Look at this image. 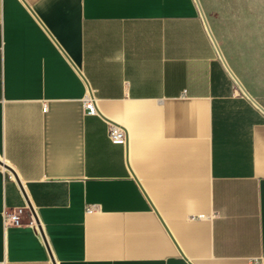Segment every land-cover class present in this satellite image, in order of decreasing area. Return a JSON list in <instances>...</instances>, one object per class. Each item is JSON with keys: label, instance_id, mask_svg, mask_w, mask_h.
Returning a JSON list of instances; mask_svg holds the SVG:
<instances>
[{"label": "crops", "instance_id": "crops-1", "mask_svg": "<svg viewBox=\"0 0 264 264\" xmlns=\"http://www.w3.org/2000/svg\"><path fill=\"white\" fill-rule=\"evenodd\" d=\"M199 3L0 0V264H264V18Z\"/></svg>", "mask_w": 264, "mask_h": 264}, {"label": "built area", "instance_id": "built-area-1", "mask_svg": "<svg viewBox=\"0 0 264 264\" xmlns=\"http://www.w3.org/2000/svg\"><path fill=\"white\" fill-rule=\"evenodd\" d=\"M85 108L87 109L89 114H99L97 100L89 94L85 98ZM109 138L115 144H127L128 142V132L122 126L110 123L109 124ZM23 208H19L13 212H6L5 213V225L6 226H32L36 227V222L31 215L28 221L23 219Z\"/></svg>", "mask_w": 264, "mask_h": 264}, {"label": "rangeland", "instance_id": "rangeland-1", "mask_svg": "<svg viewBox=\"0 0 264 264\" xmlns=\"http://www.w3.org/2000/svg\"><path fill=\"white\" fill-rule=\"evenodd\" d=\"M257 2V8H256V15H257V18H261V19H258L259 22H262L263 18H264V7L263 4H264V0H256ZM260 6V7H259ZM257 27H261V26H257Z\"/></svg>", "mask_w": 264, "mask_h": 264}, {"label": "water", "instance_id": "water-1", "mask_svg": "<svg viewBox=\"0 0 264 264\" xmlns=\"http://www.w3.org/2000/svg\"><path fill=\"white\" fill-rule=\"evenodd\" d=\"M197 2H198V4H199V8H200V10H201L202 15L205 17L204 12H203V9H202V7H201V5H200V3H199V0H197ZM218 49H219V46H218ZM219 51H220V54L222 55L220 49H219ZM222 56H223V55H222ZM240 86L242 87V89H244V91H245L246 93H248V92L245 90V88L242 86V84H240ZM0 164L5 165V164L3 163L2 160H0ZM5 166H6L7 168L11 169L9 166H7V165H5Z\"/></svg>", "mask_w": 264, "mask_h": 264}]
</instances>
